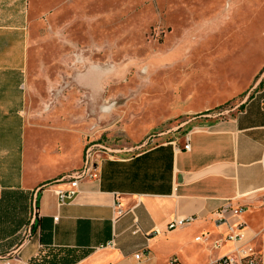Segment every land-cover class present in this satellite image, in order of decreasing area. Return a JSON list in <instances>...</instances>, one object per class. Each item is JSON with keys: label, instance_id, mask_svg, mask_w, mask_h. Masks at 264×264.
I'll use <instances>...</instances> for the list:
<instances>
[{"label": "crops", "instance_id": "0c3cea01", "mask_svg": "<svg viewBox=\"0 0 264 264\" xmlns=\"http://www.w3.org/2000/svg\"><path fill=\"white\" fill-rule=\"evenodd\" d=\"M234 1L230 11L242 0ZM19 3L30 5L29 0ZM27 15L4 13L0 20L23 21ZM20 29L0 25V241L20 231L13 191L33 196L34 214L27 238L0 264H168L174 256L178 264L200 257V264H213L234 246L226 242L213 248V240L227 232L226 224H216V214L226 209L234 222L235 207H242L243 232L260 244L264 259V60L256 54L264 46L258 30L248 31L255 44L220 46L241 53L226 56L205 74L211 81L219 78L218 99L235 103L221 111L197 110L157 143L147 146L149 136L116 149L119 153H96L99 177L81 181L77 195L59 206L55 189L68 184L55 181L69 173L35 181L26 171L22 83L27 48ZM186 136L189 149H184ZM13 214L9 231L6 223H12ZM189 217L190 222L168 228L172 220ZM189 233L201 244L193 257L186 255Z\"/></svg>", "mask_w": 264, "mask_h": 264}, {"label": "rangeland", "instance_id": "374dc122", "mask_svg": "<svg viewBox=\"0 0 264 264\" xmlns=\"http://www.w3.org/2000/svg\"><path fill=\"white\" fill-rule=\"evenodd\" d=\"M6 1L0 0V14H28L0 25L20 26L27 48L25 165L35 181L79 169L91 142L122 149L150 136L148 146L172 136L197 110L229 107L235 101L217 98L219 78L205 74L241 52L220 46L255 44L252 28L264 46V0H242L232 11L234 0H29L30 8ZM256 54L262 62L264 51ZM26 197L30 221L33 196ZM14 224L13 214L9 231ZM29 233L27 224L3 236L0 258H12ZM188 243L186 255L193 257L201 244L190 233Z\"/></svg>", "mask_w": 264, "mask_h": 264}, {"label": "built area", "instance_id": "2783aa9c", "mask_svg": "<svg viewBox=\"0 0 264 264\" xmlns=\"http://www.w3.org/2000/svg\"><path fill=\"white\" fill-rule=\"evenodd\" d=\"M190 141L189 137L186 136V142L184 149H189ZM117 150L102 142H91L85 147L84 158L82 166L73 171L72 173L66 174L55 182H66L68 186L66 188H56L55 193L58 197V205L71 201L79 192V185L81 181L95 180L99 177V169L95 165L96 153L105 152L109 154L115 153ZM242 207H235L231 209V215L236 218V221H230L227 215V210L222 209L217 212L215 217L216 224H226L227 232L220 238L213 240V248H220L226 242H233V248L219 256L213 261V264H264L263 255L256 247L252 244V241L248 239L243 232L244 223L238 218ZM121 213V210L118 211ZM193 217L186 219H175L168 223V228H174L178 225L186 224L190 222ZM200 239V237H197ZM140 253L135 254L136 258L140 257ZM168 264H178L176 256L172 257Z\"/></svg>", "mask_w": 264, "mask_h": 264}, {"label": "trees", "instance_id": "16d2710c", "mask_svg": "<svg viewBox=\"0 0 264 264\" xmlns=\"http://www.w3.org/2000/svg\"><path fill=\"white\" fill-rule=\"evenodd\" d=\"M8 194H11L9 191L7 192ZM13 194V205L15 207V201H17L18 205V228L21 229L24 225L30 224V221L27 219V216H25L24 212L27 209L26 206V193L23 190H15L12 192ZM3 198V197H2ZM35 228V222L31 224V230H34Z\"/></svg>", "mask_w": 264, "mask_h": 264}]
</instances>
